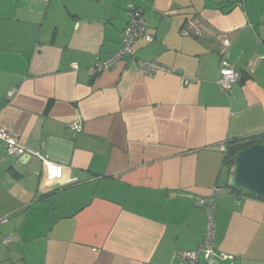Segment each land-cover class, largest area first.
I'll return each mask as SVG.
<instances>
[{"label": "crops", "instance_id": "1", "mask_svg": "<svg viewBox=\"0 0 264 264\" xmlns=\"http://www.w3.org/2000/svg\"><path fill=\"white\" fill-rule=\"evenodd\" d=\"M129 4L153 35L135 57L173 71L124 55L90 75ZM0 127L30 154L0 139V264H178L214 188V250L196 264H264V198L233 191L224 159L264 132V0H0Z\"/></svg>", "mask_w": 264, "mask_h": 264}, {"label": "built area", "instance_id": "2", "mask_svg": "<svg viewBox=\"0 0 264 264\" xmlns=\"http://www.w3.org/2000/svg\"><path fill=\"white\" fill-rule=\"evenodd\" d=\"M48 2V0H44ZM241 1L239 2V4ZM128 22L121 31V45L120 48L114 53V55L106 60H97L91 67L88 68L90 75H95L102 70L108 68L115 60L127 55L139 63L141 70L146 75H153L156 72L162 71L171 73L173 70L166 67L156 61L152 60H137L135 57L134 45L141 39L146 42L153 40V35L147 31V23L143 15L141 7L135 4L128 5ZM185 33V32H183ZM226 51H222L220 58L219 74L217 83L220 89L226 93H231L234 83L238 80L235 68L228 62L226 58ZM72 67L77 69V64L73 63ZM199 81L198 76L182 77V82L185 85L190 83H196ZM14 90L11 89L8 95L11 96ZM71 128L74 131H80L79 123L74 122L71 124ZM0 139L5 142L6 152L13 156H22L25 153V148L13 137L5 128L0 127ZM214 188L208 195L203 196L197 200V205L202 207L205 211L206 227L204 236L200 244L195 249L183 250L177 253L180 258L178 264H196L202 259L204 262H209V259L214 250V238H215V191ZM7 220L6 216L0 217V224ZM11 240V236H7L4 239V243H8Z\"/></svg>", "mask_w": 264, "mask_h": 264}, {"label": "water", "instance_id": "3", "mask_svg": "<svg viewBox=\"0 0 264 264\" xmlns=\"http://www.w3.org/2000/svg\"><path fill=\"white\" fill-rule=\"evenodd\" d=\"M23 157L30 158L24 153ZM230 185L255 197H264V144L240 149L234 160Z\"/></svg>", "mask_w": 264, "mask_h": 264}, {"label": "trees", "instance_id": "4", "mask_svg": "<svg viewBox=\"0 0 264 264\" xmlns=\"http://www.w3.org/2000/svg\"><path fill=\"white\" fill-rule=\"evenodd\" d=\"M255 143L264 144V132L258 134L257 136H251L249 138H246L245 140H238V139L229 140V142L227 143L225 156H224L226 163L230 164L231 166H234V160H235V156H236L237 152L240 149L247 147V146H250V145H253ZM231 189L235 192L245 193V194L249 195L248 193H246L244 191L237 190V189L233 188L232 186H231ZM262 198H264V197H262Z\"/></svg>", "mask_w": 264, "mask_h": 264}]
</instances>
